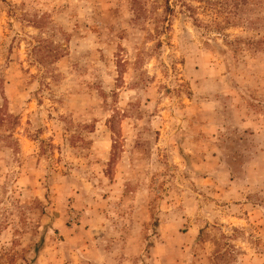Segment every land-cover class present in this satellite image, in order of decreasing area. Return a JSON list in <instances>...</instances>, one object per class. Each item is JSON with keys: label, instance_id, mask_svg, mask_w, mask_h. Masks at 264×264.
I'll return each instance as SVG.
<instances>
[{"label": "rangeland", "instance_id": "rangeland-1", "mask_svg": "<svg viewBox=\"0 0 264 264\" xmlns=\"http://www.w3.org/2000/svg\"><path fill=\"white\" fill-rule=\"evenodd\" d=\"M0 0V264H264V0Z\"/></svg>", "mask_w": 264, "mask_h": 264}, {"label": "trees", "instance_id": "trees-1", "mask_svg": "<svg viewBox=\"0 0 264 264\" xmlns=\"http://www.w3.org/2000/svg\"><path fill=\"white\" fill-rule=\"evenodd\" d=\"M139 1L138 0H132V5L134 6V13H139ZM165 9L167 10V13H171L172 9L169 6V0H165ZM8 115L3 113L2 108L0 107V126H2L7 121Z\"/></svg>", "mask_w": 264, "mask_h": 264}]
</instances>
